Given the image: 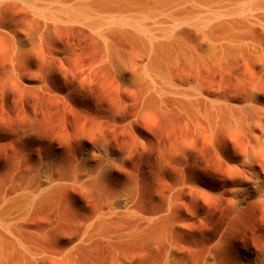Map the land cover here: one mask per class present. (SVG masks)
Segmentation results:
<instances>
[{"label": "bare ground", "instance_id": "1", "mask_svg": "<svg viewBox=\"0 0 264 264\" xmlns=\"http://www.w3.org/2000/svg\"><path fill=\"white\" fill-rule=\"evenodd\" d=\"M32 55L70 81L103 68L142 104L165 107L180 127L205 136L218 157L235 145L240 152L225 161L220 183L179 181L145 206L136 202L135 184L120 187L117 169L127 150L115 136L111 141L101 133L72 156L50 145L33 175L1 192L0 264L9 251L29 264L45 262L50 251L26 223L43 214L47 224L57 223L67 191L93 195L94 204L76 219L80 229L63 257L92 242L140 247L149 241L158 256L147 264H264V232L236 239L226 231L245 216L264 217V0H0V59ZM174 146L177 160L200 152L182 133ZM199 210L223 226L201 246L186 244ZM122 249L117 263L127 264Z\"/></svg>", "mask_w": 264, "mask_h": 264}, {"label": "rangeland", "instance_id": "2", "mask_svg": "<svg viewBox=\"0 0 264 264\" xmlns=\"http://www.w3.org/2000/svg\"><path fill=\"white\" fill-rule=\"evenodd\" d=\"M91 55L88 47L86 56ZM63 77L48 68L37 55L16 61L0 59V195L1 192L6 193L14 188L23 177L35 173L38 156L46 147L60 146L72 156L77 146L97 139L101 133H106L111 141L115 136L118 146L127 150L122 156L121 167L117 169L120 187L125 189V184H135L136 202H144L145 206L154 197L161 199L168 193V185L175 187L179 181L185 185L198 184L202 187L212 180L220 183L227 174L225 161L240 152L239 145H235V151H224L227 149L224 148L221 157H218L211 151L212 145L205 136L193 134L184 125L180 127L177 121L166 116L165 107L158 110L159 106L151 107L150 104L143 103L144 106L138 100L135 90L116 86L109 72L103 68L91 70L79 82ZM232 85L233 81L230 79V86ZM260 91L264 97V86ZM180 133L191 136L200 147V152H193L185 160H177L173 150ZM238 140L227 141L237 143ZM188 188L185 191L188 190L191 195ZM188 193L186 198L190 196ZM65 194L60 198V208L64 209H59L63 213L56 221L58 225L54 222L51 225L49 221L47 224L44 214H39L40 217L34 215L32 219H28L30 224L26 223L29 228L27 231L34 234L32 237L35 238V231H38L36 235L40 239L37 242L45 247V251L48 249L50 254L57 249L60 254L69 247L80 229L79 217L94 204L93 195L77 191H67ZM199 204L203 205L201 202ZM199 211L200 218L197 217L191 229H188L186 244L191 241L190 244L198 243L201 246L223 226L215 223L218 218L213 214ZM76 222L78 226H75ZM226 231L236 239L243 234H260L264 232V217L245 216L241 221L230 224ZM129 242L119 243L122 246L92 242V247L90 245L81 250L75 249L72 252L76 255L66 254V257L62 254L59 257L58 251H53V256L46 252L49 257H45L47 261L41 264H118L117 250L123 251L122 248L127 254V264H147L154 256L157 258L158 251L151 242H144L140 247L134 246V241L132 244ZM89 247L91 250H86ZM9 252L6 264H29L22 257L20 259L18 253Z\"/></svg>", "mask_w": 264, "mask_h": 264}]
</instances>
